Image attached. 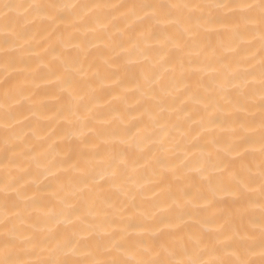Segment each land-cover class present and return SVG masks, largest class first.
Returning <instances> with one entry per match:
<instances>
[{
  "label": "snow or ice",
  "instance_id": "obj_1",
  "mask_svg": "<svg viewBox=\"0 0 264 264\" xmlns=\"http://www.w3.org/2000/svg\"><path fill=\"white\" fill-rule=\"evenodd\" d=\"M37 48L64 147L0 92V264H264V0H0L6 82Z\"/></svg>",
  "mask_w": 264,
  "mask_h": 264
},
{
  "label": "bare ground",
  "instance_id": "obj_2",
  "mask_svg": "<svg viewBox=\"0 0 264 264\" xmlns=\"http://www.w3.org/2000/svg\"><path fill=\"white\" fill-rule=\"evenodd\" d=\"M19 2H24V0H19ZM112 2L131 3L133 0H112ZM42 55V49L39 48L35 52L26 54L27 63L30 67L26 69L23 75L14 74L8 82H6L4 75H0V92H3L6 88L15 86L18 80H23L24 76L31 74L28 87L31 93L34 94V101L29 102L27 105V108H31L32 111H28L27 113L31 119L26 121L24 131L26 133H37L36 136L31 138L30 144L35 149L34 154L37 156L42 152L48 151L53 141L59 145L57 151H60L64 147V140L57 133L63 123L59 114L64 110L67 103L65 94L61 92L60 87L56 83V77L51 75L49 70L44 66V62L41 59ZM111 93L112 89L106 88L101 93L100 102L103 104L111 99ZM129 103L134 106L136 103L135 99L130 98ZM112 107H119L118 102H114ZM33 112H35V115H33ZM27 125H31V127ZM41 136H51L52 139L45 141L41 139ZM62 155H65V153H62ZM0 159H2V156H0ZM75 162L76 160L73 159V163ZM40 182L47 183L49 181L41 176Z\"/></svg>",
  "mask_w": 264,
  "mask_h": 264
}]
</instances>
